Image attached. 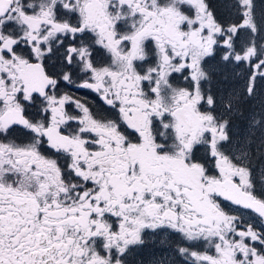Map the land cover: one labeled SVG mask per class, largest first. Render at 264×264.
<instances>
[{
	"label": "snow or ice",
	"instance_id": "6c2138e0",
	"mask_svg": "<svg viewBox=\"0 0 264 264\" xmlns=\"http://www.w3.org/2000/svg\"><path fill=\"white\" fill-rule=\"evenodd\" d=\"M0 264H264V0H0Z\"/></svg>",
	"mask_w": 264,
	"mask_h": 264
},
{
	"label": "flooded vegetation",
	"instance_id": "af4514ba",
	"mask_svg": "<svg viewBox=\"0 0 264 264\" xmlns=\"http://www.w3.org/2000/svg\"><path fill=\"white\" fill-rule=\"evenodd\" d=\"M89 102H90V103H92V104H95V103H97V101H96V100H94V99H92L91 97H89ZM145 255L147 256V255H148V253H145Z\"/></svg>",
	"mask_w": 264,
	"mask_h": 264
},
{
	"label": "trees",
	"instance_id": "16d2710c",
	"mask_svg": "<svg viewBox=\"0 0 264 264\" xmlns=\"http://www.w3.org/2000/svg\"><path fill=\"white\" fill-rule=\"evenodd\" d=\"M217 2H218V0H209L210 5L211 4H216Z\"/></svg>",
	"mask_w": 264,
	"mask_h": 264
}]
</instances>
